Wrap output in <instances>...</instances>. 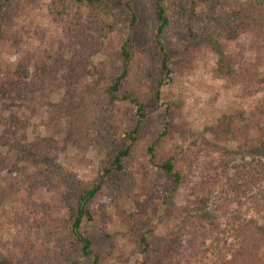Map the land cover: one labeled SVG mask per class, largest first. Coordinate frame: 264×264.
<instances>
[{"label": "rangeland", "instance_id": "obj_1", "mask_svg": "<svg viewBox=\"0 0 264 264\" xmlns=\"http://www.w3.org/2000/svg\"><path fill=\"white\" fill-rule=\"evenodd\" d=\"M49 1L27 4L23 11H15L10 22L8 16V34L0 37V154L5 160V164H0V215L5 209L16 210L25 226L18 233L11 230L0 236L4 264H45L46 256L52 255L53 250L59 251L58 239L64 235L62 224L74 211L75 194L81 192L83 183L95 179L101 167L111 163L115 151L124 143V131L131 129L136 119L133 107L127 103L117 104L115 113L107 118L101 116L103 108L99 109L97 100L100 96V103L104 102L102 89L119 67L117 51L124 42L131 51L133 75L144 82L136 85L135 93L145 103L148 114L140 139L131 150L129 169L112 171L106 176L105 194L90 202L93 219L83 222L81 231L89 239L91 249L99 255V264H142L145 255L139 254L132 238L136 232L147 228L151 229L147 237L154 250L148 253L147 264H182L192 251L182 239L183 235L186 239L190 229L183 223L182 212L191 198L193 184H182L168 195L169 183L148 162L145 147L163 127L162 102L170 100L178 106L176 120L184 121L185 126L172 137H164L156 143L158 154L212 139L211 127L226 116L237 120L249 136L239 144L234 140L228 142L231 149L228 156L233 160L230 165L234 166L236 160L254 148L255 140L260 137L256 123H264V112L259 110L263 109L264 89L244 87V79L233 81L216 76L213 70L217 55L210 47L209 38L202 35L209 32L216 36L224 54L237 56L240 69L254 71L250 68L254 63L256 70L264 73L262 44L252 46L249 34L236 40L219 36L224 27L221 21L231 7L243 0H219L213 4L200 0L191 18L193 39L188 38L183 24L185 12L175 18L163 43L176 71L170 75V81L160 87L161 103L154 102L152 91L159 59L154 38L157 26L154 0L131 1L135 15L133 24L125 10V0H106L111 16L103 17L102 21L110 28L103 32L104 36L100 35L97 23L90 37L83 40L63 35L61 23L48 20L46 4ZM186 1L165 0V3L171 8L175 3L177 6ZM79 8L82 19L89 20L87 5L82 3ZM36 29L45 32L40 50L29 45L36 42L29 39ZM21 34L23 37H18ZM15 43L29 54L28 61L20 66L21 79L15 75L21 59ZM187 43H190L189 49H186ZM258 47L261 49L259 59ZM13 81L21 82L23 89L12 87ZM3 140L17 147L8 146ZM36 142L41 143L40 151L26 148ZM201 144L200 148L194 146L193 154L186 156V163L182 160L181 164L198 160L201 167L205 157L221 159L219 152L205 149ZM57 167L67 176L62 174L51 179V168ZM21 171L32 180H24L19 174ZM213 189L218 194L220 186ZM109 199L113 203L104 204ZM228 209L235 212L236 204H230ZM117 211L121 214L117 215ZM219 221H223L221 216ZM45 226L47 230L42 231ZM51 233H56L57 238ZM261 252L264 264V249ZM207 256L200 261L191 260V264L218 263L216 255ZM70 260L89 264L91 258H82L73 251Z\"/></svg>", "mask_w": 264, "mask_h": 264}, {"label": "trees", "instance_id": "obj_2", "mask_svg": "<svg viewBox=\"0 0 264 264\" xmlns=\"http://www.w3.org/2000/svg\"><path fill=\"white\" fill-rule=\"evenodd\" d=\"M36 1L0 0V37L3 36V33L8 34L6 32V18L9 16L10 22L14 17L15 11H23L27 4L32 5ZM105 1L50 0L46 4V16L51 23L59 25L61 23V31L65 36H73V38H81L82 40L88 39L92 28L97 23L100 24V31L102 32L100 35L104 36L103 32L106 29L108 30L110 26L105 24L102 18L111 16ZM131 1L125 0L124 6L129 13L130 24H133L135 15L130 5ZM199 1L187 0L177 6L175 3L169 8L165 0H154V14L157 21L154 38L159 51L157 74L152 82L155 103L161 100L160 87L170 81V75L176 71V66L171 65L163 38L173 28L175 18L184 11L186 16L183 24L187 28L188 38L193 39L195 34L192 29L191 18L199 5ZM207 1L210 4H213L214 1L216 3L219 2V0ZM82 3H85L89 8V20H83L81 17L79 6ZM221 22L224 27L222 28L223 33L219 36L223 39L236 40L243 34H249L251 35L252 46L260 43L264 47V0H243L237 2L236 5L231 7L230 13ZM26 32L28 33L27 30ZM33 32L31 36L29 35V39L36 42H30L29 45L32 49L38 48L40 50L45 32L39 31V29ZM202 35L209 38L210 47L217 55V64L213 70L216 76L233 81L238 78L244 79V87L256 86L259 90L264 89V73L256 70L257 64L251 63L250 68L254 69V71L249 68L240 69L237 65V56L224 54L218 47L216 36L210 35L209 32L202 33ZM9 37L11 36L9 35ZM18 37H23V34ZM9 40L11 39L9 38ZM15 44L19 48L16 53L21 56L17 63L15 75L21 79L23 72L20 71V66L25 65L24 61H28L29 54L23 47L17 43ZM189 46L190 43H187L186 49H189ZM242 48L239 49L240 52ZM260 50L258 47L256 51L258 59ZM117 54L119 56V67L110 76L108 85L102 89L101 95L104 102L100 103V96L97 99L99 109L103 108L100 114L110 118L115 113L117 104L127 103L133 107L136 119L131 129L124 131V143L115 151L111 163L101 167L95 179L92 182L83 183L81 192L75 194L76 205L74 211L63 221L62 233L64 235L60 236L59 242L57 240L60 247L59 251L53 250L52 255L46 256L44 258L45 264H76L75 261L73 263L70 260V257L73 256V251H77L82 258L90 257L89 264H99V255L91 249V243L82 233L81 225L83 222H89L93 219L89 205L93 199L104 196L103 187L106 182V176L112 171L119 172L129 169L128 159L131 155V150L140 139V131L148 114L145 103L135 93L136 85L144 82L136 75H133L130 65L131 51L127 47L126 42L119 47ZM12 87L23 89L21 82L18 83L17 81H13ZM69 90H71V87H69ZM71 98L72 95L70 94L69 100ZM162 103L164 105L165 121L161 130L152 137L151 142L145 147V154L148 162L157 168V172H160L161 177L169 183L168 195L174 193L182 184L187 182L193 184L191 198L187 200L182 212L183 223L190 227L186 239L184 235L182 239L192 248V251L188 257L183 259L182 264H191V260L200 261L202 258H207L208 254L216 255L217 264H262L261 251L264 249V123L260 121L256 123L260 137L255 140L254 148H251L249 154L240 157L235 161V165L231 166L230 164H232L233 160L228 156L231 155L228 142L232 140L236 141L237 144L245 142L249 137L248 131L243 130L239 122L231 116L219 118L215 126L211 127L212 139L204 140L201 143H203L205 149L219 152L221 159L215 161L211 157H205L204 165L200 167L197 164L198 160L188 161L185 164L186 161L184 159H188L186 156L190 157L193 154L192 148L194 146L195 148H200L202 146L201 143L199 145L191 143L185 148L176 147L162 155L157 153L155 147L157 142L164 137H172L185 126L184 121H177L175 118L178 106L170 100ZM262 106L263 109L259 110L264 112V104ZM103 122L105 123L106 119ZM105 127L108 128L107 125ZM3 143L10 147L14 145V147H17L16 144H9L5 140H3ZM39 145L41 143L36 142L26 145V148L38 152L40 151ZM182 160L185 163L181 164ZM0 164H5L1 154ZM228 170H231V173L227 172ZM19 174L24 180H32L23 171ZM51 174L52 179L54 176L56 178L62 177V174L66 175L67 173L57 167L54 170L51 168ZM216 185L220 186L218 194H215L213 189ZM28 195H31L30 191ZM110 203H113L112 199L104 202V204ZM232 203L236 204L237 210L235 212H231L228 209ZM44 208L46 209V207ZM116 214H121V212L117 211ZM220 216L223 218L222 222L219 221ZM46 228L45 226L42 231H45ZM24 229L23 219L16 210L5 209L1 211L0 236L3 233H9L11 230H15L18 233ZM149 232H151L150 228L138 231L132 238V241L137 245L139 254L145 255L142 264H147L148 253L150 250L154 251L152 247L150 248L148 241L147 234ZM51 234L56 237V233ZM42 238L44 240L48 239V237ZM160 248L163 250V245ZM195 253H197V259ZM54 255L55 257H53ZM190 256H194V259ZM0 261L2 264L5 263V258L1 253Z\"/></svg>", "mask_w": 264, "mask_h": 264}]
</instances>
